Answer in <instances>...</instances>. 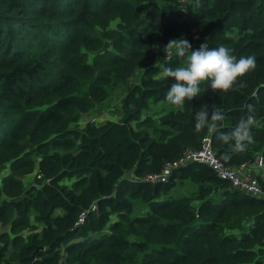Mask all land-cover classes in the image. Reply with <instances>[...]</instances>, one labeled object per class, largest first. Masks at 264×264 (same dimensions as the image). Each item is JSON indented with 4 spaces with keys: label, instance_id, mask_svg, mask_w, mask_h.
<instances>
[{
    "label": "trees",
    "instance_id": "1",
    "mask_svg": "<svg viewBox=\"0 0 264 264\" xmlns=\"http://www.w3.org/2000/svg\"><path fill=\"white\" fill-rule=\"evenodd\" d=\"M201 3L185 19L178 0H0V264H264V196L232 189L198 162L165 183L142 179L205 136L225 165L264 161V0ZM183 33L193 50L222 45L256 67L227 92L202 82L156 125L143 112L166 101L175 79L157 78L163 49ZM138 74L119 121L71 127ZM203 105L224 111L214 132L195 131ZM248 115L253 143L234 153L218 135ZM34 171L40 179L25 185ZM184 182L196 190L173 196ZM93 202L97 212L75 226Z\"/></svg>",
    "mask_w": 264,
    "mask_h": 264
},
{
    "label": "clouds",
    "instance_id": "2",
    "mask_svg": "<svg viewBox=\"0 0 264 264\" xmlns=\"http://www.w3.org/2000/svg\"><path fill=\"white\" fill-rule=\"evenodd\" d=\"M163 50L166 59L161 63L162 70L158 78L175 79V83L167 91L166 100L177 107L183 106L186 100L192 101L198 97L202 82L210 81V88L213 91L227 92L233 88L239 78L256 67L254 56H242L237 59L225 46L209 48L206 42L193 50L188 40L177 38L169 40ZM173 54L180 58L186 57L183 66H166L165 62ZM247 107L248 112L251 113L252 106ZM224 119L225 114L221 108L214 107L209 113V108L203 105L195 113V131L200 133L207 129L209 132H214L217 129V122ZM255 123L252 115L242 117L230 132H220L218 139L229 144L234 153L243 152L253 143L251 128Z\"/></svg>",
    "mask_w": 264,
    "mask_h": 264
},
{
    "label": "built area",
    "instance_id": "3",
    "mask_svg": "<svg viewBox=\"0 0 264 264\" xmlns=\"http://www.w3.org/2000/svg\"><path fill=\"white\" fill-rule=\"evenodd\" d=\"M180 10L185 13L187 6L194 4L201 6V0H178ZM195 30H191L194 33ZM180 38L187 39V34L183 33ZM166 56L164 55V61ZM170 59V58H169ZM168 59V60H169ZM190 162H198L207 165L211 168L214 174L221 180L227 181L232 189L255 198L264 196L257 175L258 168L263 166V160L257 156L255 161L250 163H242L237 166H228L222 163L215 155L210 142V137L205 136L201 141L199 150L185 149L182 155L174 162H168L163 166L160 174L147 175L142 178L145 182L149 183H165L170 174L177 168L185 166ZM40 179V176H37ZM97 212V204L93 202L90 208L81 212L77 218L75 226H80L84 223L88 213Z\"/></svg>",
    "mask_w": 264,
    "mask_h": 264
},
{
    "label": "rangeland",
    "instance_id": "4",
    "mask_svg": "<svg viewBox=\"0 0 264 264\" xmlns=\"http://www.w3.org/2000/svg\"><path fill=\"white\" fill-rule=\"evenodd\" d=\"M192 13H193L192 11L189 12L186 10L184 13L185 15H183V18L187 19ZM163 61H164V56H163ZM139 79H140V74L135 76L132 80H129L127 85L121 87L118 90H115V91L112 90L113 92L110 98L105 103H103L101 106H98L92 112L82 115L79 122L76 124H72L71 127L82 129L87 123L100 126V125H103L107 121H113V122L119 121L122 118L121 103L126 94V91L130 85L138 84V82L140 81ZM178 108L179 107L171 105L166 100V101H162L156 104H151L149 109L143 112V116L151 117L154 120V123L157 125L158 119L164 112L171 110V109H178ZM133 127L134 129H138V124L134 123ZM148 130L151 131L150 129ZM263 167L264 165L258 168L259 170H257L256 172L259 180L262 182H264V171L260 173V169L262 170ZM7 172H8V168L6 167L1 171V174L4 175ZM37 174L38 173L34 171L31 175L23 177L25 185L30 186L33 183H35V181L37 180ZM63 184L66 185L68 184V182L63 181ZM195 190H196V186L191 185L189 182H184L182 184L176 185V187L172 190L171 194L175 197L176 196L187 197V196H190ZM221 194H222V191H219L216 194H213V197L215 199H218L221 197ZM144 211H145L144 206L137 205L135 207L134 214L135 215L142 214L144 213ZM40 227L41 225L39 226V228ZM22 234L23 236H27L29 233L27 231H24Z\"/></svg>",
    "mask_w": 264,
    "mask_h": 264
},
{
    "label": "crops",
    "instance_id": "5",
    "mask_svg": "<svg viewBox=\"0 0 264 264\" xmlns=\"http://www.w3.org/2000/svg\"><path fill=\"white\" fill-rule=\"evenodd\" d=\"M179 108H180V107H179ZM263 165H264V161H263ZM263 171H264V167H263V169H262V170L260 169V173H261V172H263Z\"/></svg>",
    "mask_w": 264,
    "mask_h": 264
}]
</instances>
